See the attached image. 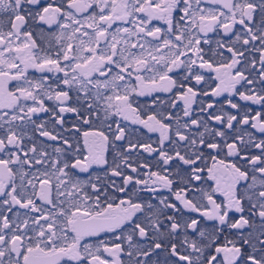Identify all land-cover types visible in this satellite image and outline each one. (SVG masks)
<instances>
[{"label": "snow or ice", "instance_id": "obj_1", "mask_svg": "<svg viewBox=\"0 0 264 264\" xmlns=\"http://www.w3.org/2000/svg\"><path fill=\"white\" fill-rule=\"evenodd\" d=\"M0 264H264V0H0Z\"/></svg>", "mask_w": 264, "mask_h": 264}]
</instances>
